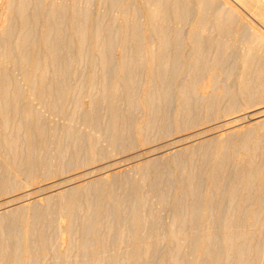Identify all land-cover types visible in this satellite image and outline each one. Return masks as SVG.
<instances>
[{"label":"rangeland","instance_id":"1","mask_svg":"<svg viewBox=\"0 0 264 264\" xmlns=\"http://www.w3.org/2000/svg\"><path fill=\"white\" fill-rule=\"evenodd\" d=\"M249 2L0 0V264H264Z\"/></svg>","mask_w":264,"mask_h":264},{"label":"bare ground","instance_id":"2","mask_svg":"<svg viewBox=\"0 0 264 264\" xmlns=\"http://www.w3.org/2000/svg\"><path fill=\"white\" fill-rule=\"evenodd\" d=\"M241 2H244L246 5L250 4L249 0H240ZM251 2H253V0H251ZM257 2V1H256ZM260 2L262 3V7H263V14H264V0H260ZM252 4V3H251ZM262 39L264 41V37L262 38L261 36L258 37V39ZM261 40V41H262ZM262 41V42H263ZM264 113V112H263ZM257 115V114H256ZM264 115V114H263ZM261 115V116H263ZM231 124V123H230Z\"/></svg>","mask_w":264,"mask_h":264}]
</instances>
